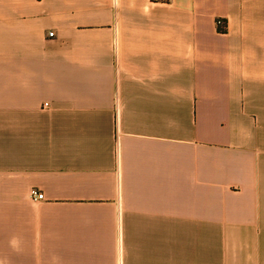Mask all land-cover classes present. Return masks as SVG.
I'll return each mask as SVG.
<instances>
[{
    "label": "crops",
    "instance_id": "crops-1",
    "mask_svg": "<svg viewBox=\"0 0 264 264\" xmlns=\"http://www.w3.org/2000/svg\"><path fill=\"white\" fill-rule=\"evenodd\" d=\"M0 260L264 264V0H0Z\"/></svg>",
    "mask_w": 264,
    "mask_h": 264
},
{
    "label": "built area",
    "instance_id": "built-area-1",
    "mask_svg": "<svg viewBox=\"0 0 264 264\" xmlns=\"http://www.w3.org/2000/svg\"><path fill=\"white\" fill-rule=\"evenodd\" d=\"M156 1H158V2H165V1H167V0H156ZM217 25H218L220 28L224 26V21H223L222 18L217 19ZM221 31H224V29H221ZM49 34H50V35H54V32L51 31ZM30 194H31V197H32V199H33L34 201H38V200H42V199H44V193H42L41 191H39V190L36 189V188H33V189L31 190Z\"/></svg>",
    "mask_w": 264,
    "mask_h": 264
},
{
    "label": "clouds",
    "instance_id": "clouds-1",
    "mask_svg": "<svg viewBox=\"0 0 264 264\" xmlns=\"http://www.w3.org/2000/svg\"><path fill=\"white\" fill-rule=\"evenodd\" d=\"M10 245L11 247L14 249V250H19V241L16 239V238H13L11 241H10ZM0 264H5V261L4 260H0Z\"/></svg>",
    "mask_w": 264,
    "mask_h": 264
}]
</instances>
